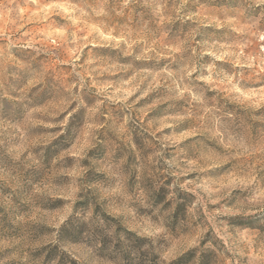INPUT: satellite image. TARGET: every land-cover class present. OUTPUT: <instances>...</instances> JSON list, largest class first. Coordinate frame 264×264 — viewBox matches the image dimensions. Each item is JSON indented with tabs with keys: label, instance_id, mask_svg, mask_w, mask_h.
<instances>
[{
	"label": "rangeland",
	"instance_id": "rangeland-1",
	"mask_svg": "<svg viewBox=\"0 0 264 264\" xmlns=\"http://www.w3.org/2000/svg\"><path fill=\"white\" fill-rule=\"evenodd\" d=\"M264 264V0H0V264Z\"/></svg>",
	"mask_w": 264,
	"mask_h": 264
},
{
	"label": "trees",
	"instance_id": "trees-1",
	"mask_svg": "<svg viewBox=\"0 0 264 264\" xmlns=\"http://www.w3.org/2000/svg\"><path fill=\"white\" fill-rule=\"evenodd\" d=\"M199 264H208L206 260L205 253H202L200 258H199Z\"/></svg>",
	"mask_w": 264,
	"mask_h": 264
}]
</instances>
